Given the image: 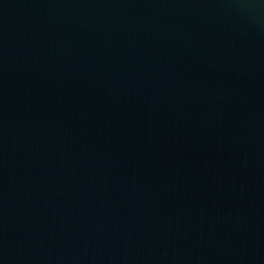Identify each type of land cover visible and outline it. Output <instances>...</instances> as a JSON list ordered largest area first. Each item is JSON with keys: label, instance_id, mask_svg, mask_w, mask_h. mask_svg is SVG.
I'll list each match as a JSON object with an SVG mask.
<instances>
[{"label": "water", "instance_id": "95a60500", "mask_svg": "<svg viewBox=\"0 0 264 264\" xmlns=\"http://www.w3.org/2000/svg\"><path fill=\"white\" fill-rule=\"evenodd\" d=\"M0 264H264V0H0Z\"/></svg>", "mask_w": 264, "mask_h": 264}]
</instances>
